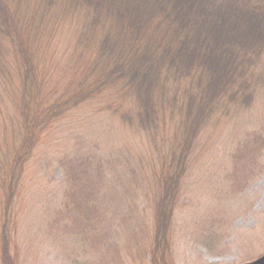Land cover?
Listing matches in <instances>:
<instances>
[{"label":"trees","instance_id":"1","mask_svg":"<svg viewBox=\"0 0 264 264\" xmlns=\"http://www.w3.org/2000/svg\"><path fill=\"white\" fill-rule=\"evenodd\" d=\"M0 92V116L6 102L13 114L11 131H0V264H18L29 161L93 102L147 143L156 189L148 259L170 264L169 216L193 145L215 122L264 107V0H0ZM87 158L81 173L65 171L72 188L57 217L76 209L71 234L100 245L103 220L78 179L87 186L110 160Z\"/></svg>","mask_w":264,"mask_h":264},{"label":"rangeland","instance_id":"2","mask_svg":"<svg viewBox=\"0 0 264 264\" xmlns=\"http://www.w3.org/2000/svg\"><path fill=\"white\" fill-rule=\"evenodd\" d=\"M90 105L71 111L29 161L16 212L18 264H151L156 189L149 148L142 136ZM2 108L0 131L9 130L13 118L8 102ZM263 108L256 104L215 122L193 145L169 216L170 264H248L264 254ZM85 154L88 164L110 160L106 172L87 177V186L78 179L88 208H97L104 222L100 245L89 232L86 238L71 234L76 209L57 217L58 203L72 188L65 171L81 173Z\"/></svg>","mask_w":264,"mask_h":264},{"label":"water","instance_id":"3","mask_svg":"<svg viewBox=\"0 0 264 264\" xmlns=\"http://www.w3.org/2000/svg\"><path fill=\"white\" fill-rule=\"evenodd\" d=\"M248 264H264V254L258 259H256L254 262Z\"/></svg>","mask_w":264,"mask_h":264}]
</instances>
